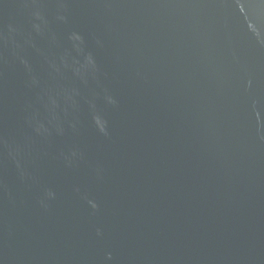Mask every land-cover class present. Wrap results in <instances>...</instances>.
I'll list each match as a JSON object with an SVG mask.
<instances>
[{
	"label": "water",
	"instance_id": "1",
	"mask_svg": "<svg viewBox=\"0 0 264 264\" xmlns=\"http://www.w3.org/2000/svg\"><path fill=\"white\" fill-rule=\"evenodd\" d=\"M0 264H264V0H0Z\"/></svg>",
	"mask_w": 264,
	"mask_h": 264
}]
</instances>
